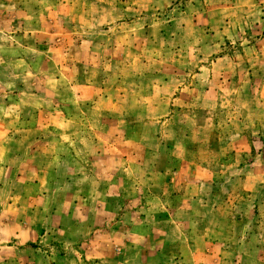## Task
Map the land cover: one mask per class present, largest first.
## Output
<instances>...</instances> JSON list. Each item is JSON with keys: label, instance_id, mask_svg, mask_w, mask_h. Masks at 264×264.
<instances>
[{"label": "rangeland", "instance_id": "374dc122", "mask_svg": "<svg viewBox=\"0 0 264 264\" xmlns=\"http://www.w3.org/2000/svg\"><path fill=\"white\" fill-rule=\"evenodd\" d=\"M261 41L264 0H0V264L41 254L18 222L104 191L146 263L264 264Z\"/></svg>", "mask_w": 264, "mask_h": 264}, {"label": "crops", "instance_id": "0c3cea01", "mask_svg": "<svg viewBox=\"0 0 264 264\" xmlns=\"http://www.w3.org/2000/svg\"><path fill=\"white\" fill-rule=\"evenodd\" d=\"M261 42L264 44V41ZM217 51H219L218 55L213 57V79L236 78L235 73L228 76V73L235 71L232 68L235 61L227 43L215 42L214 54ZM258 51L264 54V49L258 47ZM250 58L253 60L252 57ZM259 60V67L256 68L261 72L258 76L264 81V59ZM241 62L246 66L250 63V59L245 54L241 56ZM219 67L225 70L219 72ZM249 70L247 74L239 75L237 79L254 78L253 70L251 69V72ZM151 174L154 175L153 172ZM102 189L105 190L104 187ZM101 193V199L97 201L82 200L76 203L67 199L64 202H56L52 205L53 214L45 213L48 218H45L44 213L40 211L42 217L36 225L25 219L18 222L11 237L17 240L18 245L38 242V252H41L29 264H152L146 263V258L139 259V254L154 256L158 253L150 243L153 232L146 231L144 235L136 232L139 218L135 220L132 211L127 214L124 211L121 216L120 212L115 210V202L106 199L105 191ZM128 205L132 208V203L128 202ZM128 215L129 220H125V216ZM30 231L33 232V236L30 235ZM183 249L184 247L181 248V256L187 254V249ZM168 261L169 264H185L178 254Z\"/></svg>", "mask_w": 264, "mask_h": 264}]
</instances>
